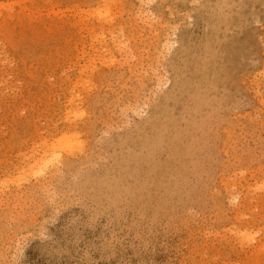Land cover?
I'll use <instances>...</instances> for the list:
<instances>
[{"label":"rangeland","instance_id":"1","mask_svg":"<svg viewBox=\"0 0 264 264\" xmlns=\"http://www.w3.org/2000/svg\"><path fill=\"white\" fill-rule=\"evenodd\" d=\"M0 264H264V0H0Z\"/></svg>","mask_w":264,"mask_h":264},{"label":"bare ground","instance_id":"2","mask_svg":"<svg viewBox=\"0 0 264 264\" xmlns=\"http://www.w3.org/2000/svg\"><path fill=\"white\" fill-rule=\"evenodd\" d=\"M2 6V5H1ZM46 142V141H45ZM46 144H47V142H46ZM48 145V144H47ZM49 147V146H48ZM250 234V233H249Z\"/></svg>","mask_w":264,"mask_h":264}]
</instances>
